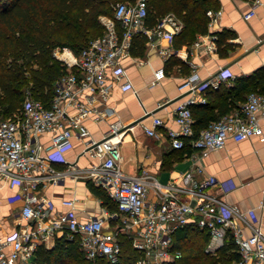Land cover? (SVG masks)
<instances>
[{"label": "built area", "instance_id": "built-area-1", "mask_svg": "<svg viewBox=\"0 0 264 264\" xmlns=\"http://www.w3.org/2000/svg\"><path fill=\"white\" fill-rule=\"evenodd\" d=\"M258 2L254 0L244 17L255 13ZM206 12L208 31L200 33L193 44H203L207 52H213L219 47L218 34L209 29L219 21L222 8H209ZM147 14L146 0L117 2L113 16L100 15L104 32L79 52L66 45L53 49V56L65 66V71L54 79L46 101L28 87L16 112L9 116L0 113V179L18 181L24 200L14 218L20 225L11 233L0 235V264H36L38 247L47 246L49 239L61 235L77 238L93 264L99 256L115 262L121 254L120 231L128 233L133 246L141 252L136 264H163L182 256V251L174 247L173 234L191 222L209 230L207 252L218 249L231 236L240 254L236 264H264V230L251 217L254 207L242 209L218 196L211 187L224 190L225 184L215 174L201 177L203 167L199 162L212 150L224 147L228 139L240 141L262 133L264 91H250L240 107L210 121L198 133L191 106L198 100L190 97L179 102L174 107L177 128H168L167 136L174 148H183L188 142L193 149L192 161L188 169L180 170L167 181L146 168L134 174L122 169L119 143L125 129L118 121L110 124L103 138L89 139L85 152L99 160L89 166L87 177L106 188L115 200L117 209L111 213L82 216L72 197L62 201L68 210L56 212L53 200L38 192L47 181L66 175L67 171L55 163L68 162L66 153L73 146V137L90 136L85 121L103 117L98 103L107 101L114 82H119L123 90L137 93L129 79L124 81L127 72L123 62L132 55L135 35H145L147 44L163 54L178 53L173 39L183 28L182 19L175 12H168L150 26ZM162 39L170 41L167 49L160 47ZM165 74L163 66L157 67L152 83ZM229 78L224 69L206 79L194 71L179 84V89L203 91L210 85L229 82ZM199 101L206 102V98ZM161 123L160 117H154L151 125L142 123V128L150 135H158ZM46 133L49 138L42 141L41 136ZM109 220L115 221L112 226Z\"/></svg>", "mask_w": 264, "mask_h": 264}, {"label": "crops", "instance_id": "crops-1", "mask_svg": "<svg viewBox=\"0 0 264 264\" xmlns=\"http://www.w3.org/2000/svg\"><path fill=\"white\" fill-rule=\"evenodd\" d=\"M217 2L218 7L222 8V15L209 31L217 34L218 31L226 33L222 45L223 52L219 47L216 51L207 52L203 44H193L200 34L197 33L193 42L183 43L179 47L174 45L178 53L168 51L163 54L158 48L150 47L146 42L141 54L132 52L130 57L124 59L127 72L124 81L129 79L137 93L133 89L123 90L119 82H114L107 101L98 103L103 117L99 120L90 117L85 121L90 129V136L73 137V146L66 153L68 162L55 163L56 167L67 171L66 175L57 181H47L38 192L53 200L56 212L68 210L69 207L62 201L71 197L76 199V208L82 216L106 215L116 210L109 207L102 196L90 189L88 183L93 182L87 177L88 168L99 159L85 152L87 141L103 138L112 122L118 121L122 124V129H125L119 143V162L122 169L126 173L134 174L146 168L162 181H167L180 170L190 167L193 152L191 147L183 154L172 146L167 136L168 128H177L174 107L179 102L194 97L198 100L191 105L194 110L209 108L205 109L207 114L204 120L205 123H209L215 120L211 118V114L218 115L219 110L215 106L204 105L209 101L211 103L217 101L216 89L219 85L235 86L240 78L239 82L244 86L249 85L253 88L254 84H260V79L254 73L264 66V0L256 3L255 13L248 18L244 17V13L252 7L254 0ZM169 45L168 39L160 41V47L167 49ZM172 57L178 58L179 61L168 63ZM159 66L165 68L166 74L160 81L152 83L154 70ZM223 69L230 75L229 82H220L218 86L210 85L203 91L183 92L179 89V84L194 71L198 72L200 78L206 79L217 75ZM244 94L247 95V92ZM201 97H205L206 102L199 101ZM111 107L115 109L114 112H108V108ZM220 115L222 116L219 113ZM154 117L162 119V123L157 127L158 135H150L142 128V123L151 125ZM262 127V133L249 138L240 141L228 139L224 147L212 150L201 157L199 162L203 167L201 177L215 174L226 188L211 189L218 196L229 203L239 205L242 209L254 207V214L251 217L264 230V120ZM48 138L49 133L41 136L42 141ZM94 185L103 189L110 200L116 203L106 188ZM151 194H148V199ZM23 202L21 184L18 181L1 178L0 235L11 233L20 225L14 218ZM114 222L109 220L111 226ZM55 240L56 237L49 239L46 247H51Z\"/></svg>", "mask_w": 264, "mask_h": 264}, {"label": "trees", "instance_id": "trees-1", "mask_svg": "<svg viewBox=\"0 0 264 264\" xmlns=\"http://www.w3.org/2000/svg\"><path fill=\"white\" fill-rule=\"evenodd\" d=\"M119 1L126 0H0V113L9 116L16 112L22 105L28 87L36 97L46 101L52 93L54 79L65 71V66L53 56V49L66 45L79 52L91 39L104 32L100 15L113 16L114 5ZM146 4L147 23L150 26L168 12H175L182 19L183 28L173 40L176 47L191 43L197 33L208 31L206 10L219 5L217 0H146ZM225 36V32L218 31L217 41L221 52ZM146 42L145 35H135L131 51L141 54ZM7 58H11V62ZM178 61V58L172 57L168 63ZM27 69L28 82L22 87L26 82L24 73ZM254 74L260 79V84H254L253 88L244 86L239 82L241 78L235 86L225 87L221 84L216 89L217 101H209L204 106H215L222 115L240 107L239 102L246 99L245 92L264 91V66ZM205 109L209 108H192L196 133L208 125L204 122L207 114ZM219 113H212L211 118L219 119ZM175 149L184 154L191 149V145L186 142L183 148ZM88 184L94 193L104 198L109 207L117 209V203L112 202L103 189L91 182ZM118 237L121 244L119 260L112 262L99 256L95 264H136L141 252L133 246L128 233L120 231ZM173 239L174 247L182 251V256L163 264H236L240 259L237 245L231 236L218 248L216 256L209 254L205 248L210 240V232L193 222L178 228ZM36 262L93 264L81 248L79 240L65 235L57 236L51 247L40 245Z\"/></svg>", "mask_w": 264, "mask_h": 264}, {"label": "rangeland", "instance_id": "rangeland-1", "mask_svg": "<svg viewBox=\"0 0 264 264\" xmlns=\"http://www.w3.org/2000/svg\"><path fill=\"white\" fill-rule=\"evenodd\" d=\"M7 61L8 62H11V58H7ZM33 63H35V61H33ZM29 69L25 70V73H24V79L26 82H24V84H22V87H25L26 83L28 82V77H29ZM245 100H242L241 102H239V105L241 106L243 104ZM209 254H211L212 256H216L218 254V249H215V250H212V251H209L208 252Z\"/></svg>", "mask_w": 264, "mask_h": 264}]
</instances>
